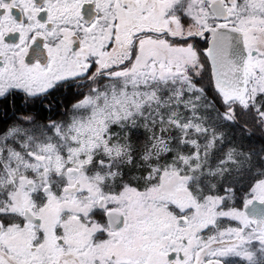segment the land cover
<instances>
[{
  "label": "snow or ice",
  "instance_id": "1",
  "mask_svg": "<svg viewBox=\"0 0 264 264\" xmlns=\"http://www.w3.org/2000/svg\"><path fill=\"white\" fill-rule=\"evenodd\" d=\"M0 264H264V0H0Z\"/></svg>",
  "mask_w": 264,
  "mask_h": 264
}]
</instances>
